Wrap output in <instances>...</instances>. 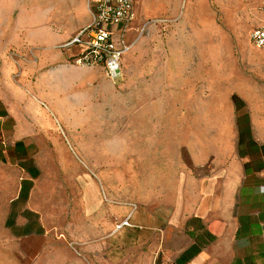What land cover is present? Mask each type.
<instances>
[{
  "label": "crops",
  "instance_id": "obj_1",
  "mask_svg": "<svg viewBox=\"0 0 264 264\" xmlns=\"http://www.w3.org/2000/svg\"><path fill=\"white\" fill-rule=\"evenodd\" d=\"M50 1V14L40 18L48 42L40 45L38 62L61 63L49 74L87 77L89 69L64 64L72 52L54 49L89 24L87 0ZM255 1L262 4L257 28L264 26V0ZM140 3L145 16L173 9L167 0ZM76 7L83 8L79 21ZM198 8L210 11L205 0ZM7 21L4 34L0 29V264H264V88L241 86L242 101L232 84L221 94L213 67L202 78L211 97L190 107L198 78L190 79L187 69L122 68L133 77L134 168L143 173L125 199L108 179V166L95 175L92 162L69 165L61 158L37 103L18 88L21 72L34 69L22 70L9 51L22 43L7 34ZM70 171L68 194L60 180ZM126 219L129 226L117 229Z\"/></svg>",
  "mask_w": 264,
  "mask_h": 264
},
{
  "label": "rangeland",
  "instance_id": "obj_2",
  "mask_svg": "<svg viewBox=\"0 0 264 264\" xmlns=\"http://www.w3.org/2000/svg\"><path fill=\"white\" fill-rule=\"evenodd\" d=\"M201 1L167 0L173 8L171 11L145 16L139 12L140 0H134L137 18L128 39L130 48L124 55L122 68L126 73H132L134 68L149 67L187 69L190 79L198 78L190 87L191 107L197 98L211 97L210 93L202 91V78H206V73L215 67L220 72V93H226L232 84V94L242 101L241 86L254 90L264 88V52L249 42V35L256 27L255 12L262 4L255 0H205L210 9L207 11L198 8ZM50 8V0H0V29L4 34V23L8 20L7 34L12 31L13 40L22 43L20 48L13 45L9 51L22 58L17 61L22 70L34 69L21 72L18 88L25 93L29 103H37L41 125L49 132L51 142L61 150V158L67 164L83 166L85 162H92L94 170L98 168L93 171L95 175L101 174L103 165L108 166V179L114 187L119 183V189H123L119 195L132 199L134 180L138 181L143 174L134 168L131 138L133 77L123 76L121 81L113 83L106 79L101 68L79 66L70 60L64 64L92 71H87V77L82 72L49 74V69L59 68L61 64L55 62L42 66L38 62L42 52L40 45L48 42L40 33L43 23L40 18L50 14ZM76 9L75 20L79 21L78 15L83 14V8ZM207 22L214 23V30L207 26ZM51 27L58 30L54 25ZM59 46L54 49L67 53L68 50ZM83 51L82 47L71 50L76 56ZM181 51L183 59L180 58ZM90 79L92 82L88 83ZM114 132H123L125 138H110ZM41 146L46 149L44 163L52 170L53 157L48 154L45 142ZM64 174L62 172L61 176ZM73 175L74 172L70 171L60 180L68 194Z\"/></svg>",
  "mask_w": 264,
  "mask_h": 264
},
{
  "label": "built area",
  "instance_id": "obj_3",
  "mask_svg": "<svg viewBox=\"0 0 264 264\" xmlns=\"http://www.w3.org/2000/svg\"><path fill=\"white\" fill-rule=\"evenodd\" d=\"M89 24L63 43L60 49L84 48L79 55L71 54L69 60L87 68H101L109 81L119 82L123 58L130 48L129 35L137 18L133 0H87ZM252 46L264 52V26L254 28L249 35ZM129 226L122 221L117 229Z\"/></svg>",
  "mask_w": 264,
  "mask_h": 264
}]
</instances>
